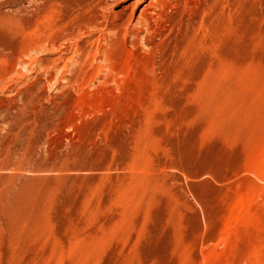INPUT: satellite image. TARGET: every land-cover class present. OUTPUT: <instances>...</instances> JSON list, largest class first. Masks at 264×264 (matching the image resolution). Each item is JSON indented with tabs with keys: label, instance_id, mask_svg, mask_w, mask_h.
<instances>
[{
	"label": "rangeland",
	"instance_id": "rangeland-1",
	"mask_svg": "<svg viewBox=\"0 0 264 264\" xmlns=\"http://www.w3.org/2000/svg\"><path fill=\"white\" fill-rule=\"evenodd\" d=\"M0 264H264V0H0Z\"/></svg>",
	"mask_w": 264,
	"mask_h": 264
},
{
	"label": "bare ground",
	"instance_id": "bare-ground-1",
	"mask_svg": "<svg viewBox=\"0 0 264 264\" xmlns=\"http://www.w3.org/2000/svg\"><path fill=\"white\" fill-rule=\"evenodd\" d=\"M78 1V0H77ZM157 2V1H156ZM161 3V2H160ZM136 5V4H135ZM148 5V4H147ZM77 6V5H76ZM145 6V5H144ZM145 7H147V6H145ZM158 7V6H157ZM162 7V6H161ZM162 9V8H161ZM143 16H144V14H143ZM142 17V16H141ZM140 20V19H139ZM138 23V22H137ZM143 24V23H142Z\"/></svg>",
	"mask_w": 264,
	"mask_h": 264
}]
</instances>
